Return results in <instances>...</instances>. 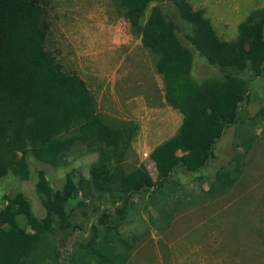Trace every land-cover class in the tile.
Returning a JSON list of instances; mask_svg holds the SVG:
<instances>
[{
    "label": "trees",
    "instance_id": "1",
    "mask_svg": "<svg viewBox=\"0 0 264 264\" xmlns=\"http://www.w3.org/2000/svg\"><path fill=\"white\" fill-rule=\"evenodd\" d=\"M45 5L46 0H0V177L30 179V156L55 167L70 164L71 153L78 151L96 153L97 159L88 176L76 167L68 170L59 188L45 169L35 172V189L46 211L43 217L34 213L23 191L5 197L0 206V264H47L48 260L77 264L79 254L99 240L100 229L92 222L83 239L65 240L71 235L67 230L75 205H90L92 214L86 216L121 234L132 224L126 214L135 195L160 196L167 185L180 182L181 174L204 170L216 157L217 142L227 128L243 127L236 140L245 146V153L256 137L244 128L241 111L252 100L255 85H264V7L253 10L239 24L238 36L227 40L219 36L205 10L189 0H117L131 30L156 55L165 101L183 115L179 130L151 152L157 163L154 179L144 165L131 171L124 166L138 124L106 119L86 81L66 71L47 48L50 21ZM171 9L190 27L183 38ZM196 56L219 75L196 80ZM259 116L264 118V103L254 117ZM237 145L232 160L218 168L212 180L207 176L205 194L216 196L237 184L244 157ZM187 200L181 196L171 203L179 207ZM20 216L26 218V225Z\"/></svg>",
    "mask_w": 264,
    "mask_h": 264
},
{
    "label": "rangeland",
    "instance_id": "2",
    "mask_svg": "<svg viewBox=\"0 0 264 264\" xmlns=\"http://www.w3.org/2000/svg\"><path fill=\"white\" fill-rule=\"evenodd\" d=\"M191 1L195 8L205 9L219 36L227 40L238 36L239 24L253 10L264 7V0ZM45 8L50 21L47 48L66 71L77 73L86 81L99 112L106 119L111 123L132 121L139 126L127 153L125 169L131 171L144 165L156 179L157 163L149 149L177 131L182 115L164 99L163 80L155 68L156 55L145 48L140 37L131 30L119 11L117 0H46ZM171 14L183 38L190 27L183 23L175 9H171ZM196 58V80L219 75L203 58ZM252 94V100L244 103L241 111L244 128L248 134L256 136L249 152L245 153V146L236 140V134H241L243 127L230 126L217 142L216 157L208 167L197 172L199 176L186 174L183 177L180 173V182L176 186L167 185L160 196L152 192L135 195V204L126 214V219L133 222L129 229L116 234L111 228L100 225L95 217L85 215L92 214L90 205H75L70 212L72 225L67 230L71 235L64 237L65 240L83 239L90 233L92 222L100 229L99 240L93 248L79 254L77 264H107L100 261L97 254L113 257L117 260L114 264H264V118L254 117L264 103V85L258 82ZM236 143L237 151L244 155L237 184L216 196L205 194L209 188L207 176L212 180L216 170L232 160ZM96 159V153L78 151L71 153L70 164L55 167L30 156V179L22 180L12 174L0 177V206L4 205L8 194L23 191L34 213L43 217L46 211L35 189V172L45 169L52 184L59 188L68 170L76 167L79 173L88 176L89 167ZM174 179L177 181V176ZM181 196L188 199V204L183 205L189 208L180 207L175 230L163 234L158 226L165 222L159 224L161 205L157 203L174 206L171 202ZM143 206L145 214L147 208L153 213L146 216L155 218L159 224L152 225L150 232L139 220ZM106 209L113 210L110 204H106ZM184 218L193 219V224H188L190 227L183 224ZM19 219L26 225L24 216ZM136 232L141 236H132H136ZM67 246L73 249L70 242Z\"/></svg>",
    "mask_w": 264,
    "mask_h": 264
},
{
    "label": "crops",
    "instance_id": "3",
    "mask_svg": "<svg viewBox=\"0 0 264 264\" xmlns=\"http://www.w3.org/2000/svg\"><path fill=\"white\" fill-rule=\"evenodd\" d=\"M191 3H192V1L191 0H189ZM205 10V9H204ZM206 13V12H205ZM165 99V98H164ZM174 110H176V109H174ZM180 120H181V122H180V125H181V123H182V121H183V115H181V118H180ZM180 125H179V127H178V129H177V131L179 130V128H180ZM176 131V132H177ZM175 132V133H176ZM174 133V134H175ZM174 134H172V135H170L169 137H167L166 139H164L163 141H161L160 143H162V142H164L165 140H167L168 138H170L171 136H173ZM159 143V144H160ZM159 144H155V145H153L152 146V148L151 149H149V150H151V152H152V150L157 146V145H159ZM155 199V198H154ZM148 201H150L149 199H148ZM158 205H161L160 206V208H159V210H158V216H160V219L162 220L161 222H159V224L160 223H162V222H165V223H163V224H158L157 223V221L155 220V218H151V217H148V216H146L147 214H153L152 213V210L150 209V208H147L146 209V214L144 213V211H145V207L143 206L142 208H141V217H140V221L142 222V223H144L145 225H146V230L147 231H149L151 228V226L152 225H156V226H158V228L159 229H161V231L163 232V234H167V233H171V232H173L175 229V223H176V221H177V219L176 218H178V217H176V213H177V211L180 209V207L181 208H189V206H184V205H181V206H179V207H175V206H164V205H162V203H157ZM212 208V207H211ZM186 209V210H187ZM207 209H210L209 207H207ZM185 217V216H184ZM189 217H191V215H189ZM188 217V218H189ZM188 218H184L185 220H183V221H185V222H183V224L184 223H187V225L188 224H190V225H192L193 224V219H188ZM159 219V220H160ZM156 223H155V222ZM132 224H133V222H132ZM158 224V225H157ZM195 224H197V223H195ZM205 224V223H204ZM186 225V226H187ZM198 225V224H197ZM189 226V225H188ZM190 227V226H189ZM150 232V231H149ZM137 235L138 236H141V234L139 235L138 234V232H136V236L133 234L132 236H134V237H137ZM262 238H263V236H262ZM98 255H100V254H98ZM98 257V256H97ZM99 258V257H98ZM100 261H102V262H106L107 264H114V263H116L117 262V260H115L113 257H109V256H102V255H100V259H99Z\"/></svg>",
    "mask_w": 264,
    "mask_h": 264
}]
</instances>
